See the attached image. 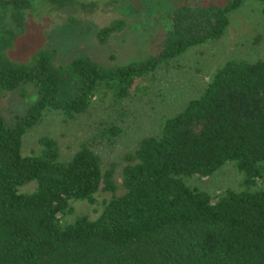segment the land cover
<instances>
[{
    "label": "trees",
    "instance_id": "obj_1",
    "mask_svg": "<svg viewBox=\"0 0 264 264\" xmlns=\"http://www.w3.org/2000/svg\"><path fill=\"white\" fill-rule=\"evenodd\" d=\"M35 1L0 0V103L9 93L26 103L8 116L0 111V264H264V191L253 188L264 177V59L224 62L198 97L140 139L124 156L120 193L113 167L102 170L86 144L64 161L47 136L38 138L36 154L20 152L23 135L44 110L72 119L94 97L109 92L115 101L125 99L135 79L219 37L228 13L246 0L178 3L150 41L152 53L122 64L81 52L58 59L55 46L13 60L10 50ZM124 27L123 19L112 20L96 39L103 44ZM228 161L241 174L240 190L212 198L183 182ZM30 183L31 191H19ZM98 191L109 197L95 217L63 220L71 201L93 204Z\"/></svg>",
    "mask_w": 264,
    "mask_h": 264
},
{
    "label": "rangeland",
    "instance_id": "obj_2",
    "mask_svg": "<svg viewBox=\"0 0 264 264\" xmlns=\"http://www.w3.org/2000/svg\"><path fill=\"white\" fill-rule=\"evenodd\" d=\"M182 1L72 0L77 4L56 8L36 0L10 57L22 61L38 49L55 46L58 59L62 60L81 52L104 64L140 61L152 53L150 41L158 38L173 7ZM115 19H123L125 27L99 43L97 30ZM230 59L247 62L264 59V1H244L228 13L227 25L219 37L190 46L153 73L135 79L125 99L115 101L109 92L94 97L87 109L72 119H66L57 110H44L39 122L23 135L20 152L36 154L38 138L47 136L56 141L58 159L64 161L86 144L99 157L102 170L113 167L116 193H120L121 169L127 162L124 156L135 149L140 139L155 135L165 118L198 97L215 70ZM25 104L16 93H9L1 100L0 111L8 116ZM113 129L117 130L114 134ZM183 182L212 198L226 189L242 188L241 174L231 161L208 176H185ZM33 187L30 183L19 191L29 192ZM253 188L264 191V177ZM108 197V192L98 191L93 204L71 201L63 220L69 222L80 215L95 217Z\"/></svg>",
    "mask_w": 264,
    "mask_h": 264
}]
</instances>
